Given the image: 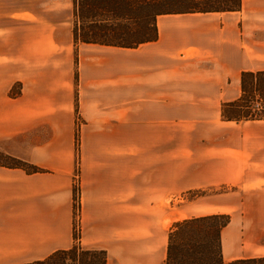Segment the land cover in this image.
Listing matches in <instances>:
<instances>
[{
    "label": "crops",
    "instance_id": "1",
    "mask_svg": "<svg viewBox=\"0 0 264 264\" xmlns=\"http://www.w3.org/2000/svg\"><path fill=\"white\" fill-rule=\"evenodd\" d=\"M72 19V0H0V151L39 169L0 166V264L75 244V182L78 244L106 264H164L170 227L209 215L231 217L224 262L264 258L239 220L264 217V119L221 113L264 72V0L158 16L135 48L75 44Z\"/></svg>",
    "mask_w": 264,
    "mask_h": 264
},
{
    "label": "trees",
    "instance_id": "2",
    "mask_svg": "<svg viewBox=\"0 0 264 264\" xmlns=\"http://www.w3.org/2000/svg\"><path fill=\"white\" fill-rule=\"evenodd\" d=\"M72 34L75 44H96L135 48L156 41V19L161 15L233 12L241 0H72ZM241 97L222 107L227 121L261 120L264 113L252 112L249 103L255 94L264 98V72L241 74ZM253 94V96L251 95ZM5 161V162H3ZM0 166L28 173L39 169L0 151ZM229 215H209L176 222L169 230L164 264H264V258L224 262L221 231ZM75 238V236H74ZM104 251L86 250L75 243L41 261L29 264H106Z\"/></svg>",
    "mask_w": 264,
    "mask_h": 264
},
{
    "label": "rangeland",
    "instance_id": "3",
    "mask_svg": "<svg viewBox=\"0 0 264 264\" xmlns=\"http://www.w3.org/2000/svg\"><path fill=\"white\" fill-rule=\"evenodd\" d=\"M253 96V94H251ZM254 98H261L259 97L258 94H255L253 98H251V101L254 100ZM78 125L79 122L77 121V131H78ZM77 132H76V137H77ZM5 162V161H3ZM77 193V195H76ZM77 197H79L78 194V184L75 182L74 183V201L77 200ZM253 203L255 204H264V202H259V201H253ZM239 207L241 208V211L244 212V204H243V199L241 197V200H239ZM78 215H76V210H77V206L74 204V226H75V220L77 217H79V224L80 222V205L78 204ZM262 212H264V210H260ZM181 218V217H180ZM183 218V217H182ZM240 222H241V230L242 232H244V230H250L247 234L242 233V236H246L247 238H251L253 241H258L260 243H264V217L263 216H241L239 218ZM172 227V226H171ZM170 227V228H171ZM80 237V235H79ZM76 240V238H74ZM76 242V241H75ZM79 242V241H78Z\"/></svg>",
    "mask_w": 264,
    "mask_h": 264
},
{
    "label": "built area",
    "instance_id": "4",
    "mask_svg": "<svg viewBox=\"0 0 264 264\" xmlns=\"http://www.w3.org/2000/svg\"><path fill=\"white\" fill-rule=\"evenodd\" d=\"M250 109L252 110V112H256V113H264V98H254V100L250 101L249 103ZM79 122V121H78ZM78 139V138H77ZM77 195V193H76ZM78 196V195H77ZM74 204L77 206V210H76V215H78V197L77 200L74 201ZM79 217L76 218L75 220V226L73 227L74 230V236L76 238V242L75 243H79V235H80V224H79Z\"/></svg>",
    "mask_w": 264,
    "mask_h": 264
},
{
    "label": "bare ground",
    "instance_id": "5",
    "mask_svg": "<svg viewBox=\"0 0 264 264\" xmlns=\"http://www.w3.org/2000/svg\"><path fill=\"white\" fill-rule=\"evenodd\" d=\"M181 219H183L182 217L181 218H179V220H181Z\"/></svg>",
    "mask_w": 264,
    "mask_h": 264
}]
</instances>
